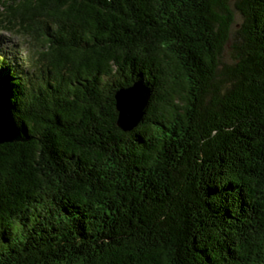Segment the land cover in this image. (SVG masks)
<instances>
[{
  "label": "trees",
  "instance_id": "trees-1",
  "mask_svg": "<svg viewBox=\"0 0 264 264\" xmlns=\"http://www.w3.org/2000/svg\"><path fill=\"white\" fill-rule=\"evenodd\" d=\"M0 5V264H264V0Z\"/></svg>",
  "mask_w": 264,
  "mask_h": 264
},
{
  "label": "water",
  "instance_id": "water-1",
  "mask_svg": "<svg viewBox=\"0 0 264 264\" xmlns=\"http://www.w3.org/2000/svg\"><path fill=\"white\" fill-rule=\"evenodd\" d=\"M149 94L150 92L148 87L137 81L128 87L119 88L115 92L114 99L115 108L117 111L116 124L120 129H122L123 131H127L131 130L134 126L137 125L143 114V109L148 102ZM0 100L3 103L0 104V108H3L5 114V122L8 123L7 129H11L13 131L12 135L4 137V140L12 141L18 138L17 131L9 117L8 111L6 109V106H4L2 98ZM1 119H3V117H1ZM4 140H0V142Z\"/></svg>",
  "mask_w": 264,
  "mask_h": 264
},
{
  "label": "rangeland",
  "instance_id": "rangeland-1",
  "mask_svg": "<svg viewBox=\"0 0 264 264\" xmlns=\"http://www.w3.org/2000/svg\"><path fill=\"white\" fill-rule=\"evenodd\" d=\"M2 9L4 7L0 5V16L3 17ZM3 13V14H2ZM239 21V16L236 14L235 23ZM4 27H9V30ZM38 39V40H37ZM31 35L26 30L20 28L17 25H9L6 23H1L0 25V50L8 49V51H13L15 55L22 56L24 59L34 56L39 50H45L47 45L44 40ZM228 45V44H227ZM229 51L228 48L222 54V61H229Z\"/></svg>",
  "mask_w": 264,
  "mask_h": 264
},
{
  "label": "bare ground",
  "instance_id": "bare-ground-1",
  "mask_svg": "<svg viewBox=\"0 0 264 264\" xmlns=\"http://www.w3.org/2000/svg\"><path fill=\"white\" fill-rule=\"evenodd\" d=\"M1 117H3V119H1ZM4 117H5V114H4L3 108H0V135L3 133H6L9 130V129H7L8 123L5 122Z\"/></svg>",
  "mask_w": 264,
  "mask_h": 264
}]
</instances>
